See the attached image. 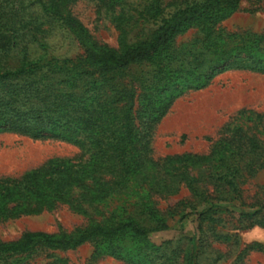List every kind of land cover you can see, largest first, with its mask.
I'll use <instances>...</instances> for the list:
<instances>
[{"label":"rangeland","instance_id":"obj_1","mask_svg":"<svg viewBox=\"0 0 264 264\" xmlns=\"http://www.w3.org/2000/svg\"><path fill=\"white\" fill-rule=\"evenodd\" d=\"M197 1L203 0H164L168 11ZM144 2L71 0L70 8L97 45L120 48L123 28L131 30L130 38L138 32L147 37L154 29L152 24L143 21L135 24L132 19L134 10L140 9ZM217 31L221 42L227 41L222 38L230 33L264 34V0H242L233 14L218 23ZM48 36L53 47L50 54L57 59L76 58L85 53L84 45L66 28L54 29ZM199 36V29L193 27L178 34L176 41L195 44ZM197 49L202 48L197 44ZM206 55L207 59L213 56L211 51ZM136 68L139 73L147 70L143 65ZM205 72L212 77L208 81L207 77H201L206 82L203 86L205 82L199 81L198 74L186 71L187 79L176 86L177 95L152 133L146 124L149 112L142 103L145 90L139 82L136 85L132 123L138 136L132 149L137 157L149 149V159L144 157L137 173L147 174L142 182L147 195L144 202L165 218L166 229L150 233L149 243L144 245L129 237L114 242L113 246L92 241L72 248L42 245L3 257L0 264L186 263L194 244L199 249L197 264H264V41L245 51H235L224 68H206ZM168 93L162 92L159 98L164 99ZM185 153L212 155V159L166 161L169 156ZM89 157L90 153H85L81 145L69 140L0 132V177L20 178L28 170L47 165L51 159L60 163L57 168L62 171L57 172L58 176L67 177L59 187L50 180L46 182V203L41 210L0 218V241L18 239L26 231L71 234L94 222L107 223L109 219L130 214L154 226L156 222L149 219L144 206H139L143 196L137 194L133 183L113 188L115 178L103 168L97 172L101 176L100 182L97 181L94 170L90 172L94 167ZM69 160L86 164L78 179L70 184L69 173L64 171ZM225 173L229 179L235 178L233 184L220 178ZM185 174L198 179L203 190L200 197L188 188ZM157 248H162V252Z\"/></svg>","mask_w":264,"mask_h":264},{"label":"trees","instance_id":"obj_2","mask_svg":"<svg viewBox=\"0 0 264 264\" xmlns=\"http://www.w3.org/2000/svg\"><path fill=\"white\" fill-rule=\"evenodd\" d=\"M70 1L0 0V132L34 138L52 136L81 145L85 153H90L94 179L100 182L97 172L103 168L114 176L113 188L131 181L137 194L143 196L139 206H144L149 219L156 224L146 225L130 214L109 219L107 223L94 222L71 234L26 231L18 239L0 241V259L42 245L72 248L92 241L113 246L126 237L139 245L148 244L150 233L168 225L158 210L144 202L147 195L142 182L147 174L137 173L144 157L149 159L147 146L146 153L138 157L132 149L138 136L132 123L137 82L145 90L142 103L149 112L146 124L152 133L177 95L176 86L186 77V71L198 74L201 82H205L201 77H207L208 81L212 75L204 73L206 68H224L235 51H245L264 41V34L250 31L230 33L222 38L228 42L220 41L218 23L233 14L242 0H203L172 11H168L164 0H145L140 9L134 10L132 19L135 24L140 21L152 24L150 35L142 37L138 32L130 38L131 30L123 28L120 48L99 46L87 27L73 15ZM193 27L200 32L197 42L178 44L177 35ZM65 28L84 45L83 55L57 59L50 54L53 47L48 43V34ZM197 44L202 49H197ZM210 51L213 56L207 59L206 53ZM138 65L147 70L139 73ZM164 91H169L167 97L159 98ZM209 159L212 155L185 153L169 156L166 161ZM87 162L90 165V160ZM57 166H60L58 159H51L47 165L28 170L20 178L0 177V218L41 210L46 203V182L50 180L59 187L67 179L58 176L62 169ZM85 166L83 161L69 160L64 170L69 173L68 184L78 179ZM133 173L135 177H131ZM220 178L231 184L235 179H229L228 173ZM185 182L195 196L202 195L197 178L185 174ZM161 249L157 251L162 252ZM198 250L194 244L187 254L188 262L172 264H197ZM112 253L117 254L115 250Z\"/></svg>","mask_w":264,"mask_h":264}]
</instances>
